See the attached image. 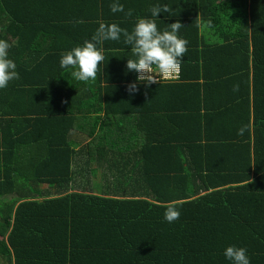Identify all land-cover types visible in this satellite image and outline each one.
<instances>
[{"label":"trees","instance_id":"1","mask_svg":"<svg viewBox=\"0 0 264 264\" xmlns=\"http://www.w3.org/2000/svg\"><path fill=\"white\" fill-rule=\"evenodd\" d=\"M87 2L0 0L19 73L0 89V264H229V245L264 264V0H184L179 79L135 93L124 43L91 84L60 67L100 24Z\"/></svg>","mask_w":264,"mask_h":264},{"label":"clouds","instance_id":"2","mask_svg":"<svg viewBox=\"0 0 264 264\" xmlns=\"http://www.w3.org/2000/svg\"><path fill=\"white\" fill-rule=\"evenodd\" d=\"M112 13L124 12V5L118 0L110 5ZM151 17H139L131 32L117 23L101 22L90 39L61 53L60 67L72 78L85 84L93 83L104 61L103 43L119 41L130 47L132 57H127L126 69L136 73L134 81L127 85L130 93L139 90V86L150 88L161 79H168L176 73L187 51V40L179 36L182 24L177 21L169 23L170 27L158 29L156 20L161 13H171L168 5L156 4L150 9ZM126 15L131 16L129 10ZM12 45L6 39H0V89L8 87L10 81L19 79L15 61L9 58ZM238 90V86H236ZM247 126L237 130L243 137ZM180 211L174 204H169L164 211V219L172 223L179 219ZM223 255L229 264H251L245 247L229 245Z\"/></svg>","mask_w":264,"mask_h":264},{"label":"crops","instance_id":"3","mask_svg":"<svg viewBox=\"0 0 264 264\" xmlns=\"http://www.w3.org/2000/svg\"><path fill=\"white\" fill-rule=\"evenodd\" d=\"M114 1L116 2V0H114ZM118 2L124 5V9H125L124 12L112 13L110 10V5L112 4V3H110V0H91L90 4H88V2H87L86 4L79 3L78 5H73V9L77 10L79 13L87 14L88 17H89L88 13L91 11V13H92L91 16L95 17L96 19L95 18L94 19L98 20L99 23L104 22L106 19L109 20L110 19L109 14H111V16L115 17V19H112L110 23H117L122 28H126L131 32L136 20L139 17H151V12H150L151 7L156 5V4H161V5H168L171 9V13L170 14L169 13H166V14L161 13L158 16V18H154L156 20V24H157L158 29L162 30V29H165L166 26L170 27L169 23H174L175 21H179L182 24V22H181L182 17L176 18L175 16L177 15V13H181L183 11V9L185 8V5H184V7L182 9V2L184 4V0H181V2H180V0H118ZM129 10H131V12H132L131 16L126 15V13ZM113 15H115V16H113ZM197 17H199V15ZM114 20H115V22H114ZM194 25H197V35L198 36H199V34H205V33L206 34H212L214 32L212 28L210 29L209 27L204 26L202 23H200V21ZM194 25H191V31H193ZM91 26L92 25L85 26L84 28L88 32L91 29ZM178 34L180 37H182V35H183L182 27L180 28ZM73 41H74V39H73ZM121 43H123V37L121 38V40L115 41V48L120 49L122 46L118 45V44H121ZM125 47H128V46H125ZM128 48L130 49V47H128ZM180 70H181V66H180ZM131 130H132V128L128 124L127 131H126V134L124 136L125 140L128 137L132 136L133 132ZM70 139L72 140V143H74V141L77 142V143H75V145H76L75 149L77 151H79L80 149H83V146L86 142V138L84 136H82L81 134L77 135V133H75V132H73V133L71 132L70 133ZM130 144L131 143H129V142H124V140L122 139V143L118 146L122 147V146H127ZM107 156L108 155H106V157ZM94 161H96V160H94ZM78 162L84 163L85 162L84 157L82 158V156H80L78 158ZM78 167L79 166L73 165V171L77 170ZM135 173H136V168H135ZM101 185H103V183H101ZM75 189H77V187H75Z\"/></svg>","mask_w":264,"mask_h":264},{"label":"built area","instance_id":"4","mask_svg":"<svg viewBox=\"0 0 264 264\" xmlns=\"http://www.w3.org/2000/svg\"><path fill=\"white\" fill-rule=\"evenodd\" d=\"M180 73H181V70L179 68V70L176 73H174L170 78H168V79H161L160 81H166V80L177 81L179 79Z\"/></svg>","mask_w":264,"mask_h":264},{"label":"rangeland","instance_id":"5","mask_svg":"<svg viewBox=\"0 0 264 264\" xmlns=\"http://www.w3.org/2000/svg\"><path fill=\"white\" fill-rule=\"evenodd\" d=\"M100 171H101V170L98 171V175H99V174H100V175L97 176V178H101V179H99L97 182H99V183H103V182L105 181V174L102 175V174L100 173ZM95 180H96V179H95ZM106 181H107V180H106ZM75 190L81 191L80 188H77V189H75Z\"/></svg>","mask_w":264,"mask_h":264}]
</instances>
